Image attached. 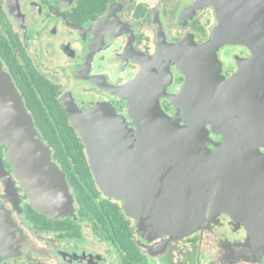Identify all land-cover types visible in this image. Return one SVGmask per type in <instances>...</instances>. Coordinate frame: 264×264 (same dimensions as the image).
<instances>
[{
    "label": "flooded vegetation",
    "instance_id": "flooded-vegetation-1",
    "mask_svg": "<svg viewBox=\"0 0 264 264\" xmlns=\"http://www.w3.org/2000/svg\"><path fill=\"white\" fill-rule=\"evenodd\" d=\"M215 31L237 38L203 51ZM260 32L264 0H0L2 67L73 198L68 216L37 210L0 145V210L8 221L0 264H264L262 209L209 216L184 236L133 233L135 218L123 201L98 188L67 111L102 108L134 129L130 103L147 112L156 96L159 108L180 127L196 128L190 135L213 153L224 141L213 127L219 120L193 113L263 107ZM182 42L191 54L184 64L161 51ZM251 118L240 123H259ZM65 126L76 136L60 135ZM71 144L82 153L80 164ZM254 148L264 168V147ZM113 219L126 228L123 235Z\"/></svg>",
    "mask_w": 264,
    "mask_h": 264
},
{
    "label": "water",
    "instance_id": "water-1",
    "mask_svg": "<svg viewBox=\"0 0 264 264\" xmlns=\"http://www.w3.org/2000/svg\"><path fill=\"white\" fill-rule=\"evenodd\" d=\"M222 34L215 31L203 51L237 38L229 34L223 38ZM258 41L262 44L259 49L264 47V32L258 34ZM161 51L183 64L191 56L185 42L169 47L163 44ZM152 99L153 108L147 112L140 109L138 101L130 103L134 129L102 108L85 113L75 107L67 110L87 148L96 184L108 197L123 201L126 216L135 218L136 234L148 238L184 236L205 226L207 217L221 212L264 211V168L258 162L262 157L252 150L264 147V96L259 99L263 107L252 113L225 107L218 112L193 113L200 120L204 115L219 120L213 127L224 141L213 153L204 150L201 139L190 135L196 128L180 127L159 108L158 97ZM243 115L249 116V122L252 116L251 120L259 123L244 125L240 123ZM0 145L13 175L37 210L56 217L72 213L73 198L65 176L51 162L49 150L40 141L1 61ZM236 169L242 172L235 173ZM257 224L264 228V215ZM7 227L0 210V239Z\"/></svg>",
    "mask_w": 264,
    "mask_h": 264
},
{
    "label": "trees",
    "instance_id": "trees-1",
    "mask_svg": "<svg viewBox=\"0 0 264 264\" xmlns=\"http://www.w3.org/2000/svg\"><path fill=\"white\" fill-rule=\"evenodd\" d=\"M43 119L40 117L37 119L38 123L41 124V122L39 121H42ZM42 136L45 137V128H41L39 129ZM59 132L60 135H64V136H67V137H75L76 134H75V131L72 129V128H69V127H63L62 129H58L57 130ZM51 133L50 131L48 130L46 132V136H50ZM54 135H57L56 133ZM68 147L70 148V152L73 153V157L75 158L74 160H76L79 164L82 162V153L79 149H76L75 146L73 144L71 145H68ZM69 151V150H68ZM84 160V159H83ZM83 178V177H82ZM79 201L80 202H83L84 200L81 198V196H79ZM113 221L115 222V225L117 226L118 228V232L121 233L122 235L126 232V228L124 226L121 225L120 223V220L118 219H113ZM120 228H119V226ZM132 232L134 233V230L132 229ZM121 239H122V236H121Z\"/></svg>",
    "mask_w": 264,
    "mask_h": 264
},
{
    "label": "rangeland",
    "instance_id": "rangeland-1",
    "mask_svg": "<svg viewBox=\"0 0 264 264\" xmlns=\"http://www.w3.org/2000/svg\"><path fill=\"white\" fill-rule=\"evenodd\" d=\"M169 117V116H168ZM170 118V117H169ZM172 119V118H171ZM128 125V124H127ZM129 126V125H128ZM207 152H210L207 148L204 149ZM211 153V152H210ZM99 188V187H98ZM100 189V188H99ZM105 196H107L105 193H103Z\"/></svg>",
    "mask_w": 264,
    "mask_h": 264
}]
</instances>
